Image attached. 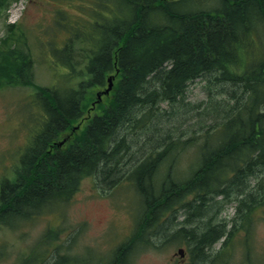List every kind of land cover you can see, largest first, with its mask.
Returning <instances> with one entry per match:
<instances>
[{"label": "trees", "instance_id": "trees-1", "mask_svg": "<svg viewBox=\"0 0 264 264\" xmlns=\"http://www.w3.org/2000/svg\"><path fill=\"white\" fill-rule=\"evenodd\" d=\"M4 1L0 0V7L5 6ZM103 1H107L110 15L103 19L96 13L88 27L77 23L54 56L67 67L58 85H35L33 62L22 32L8 33L0 40V88L33 87L38 96L35 105L43 112L41 128L31 137L13 177L0 182V226L15 229L68 204L86 177H97L106 188L128 182L138 196L134 228L107 264H128L134 252L158 248L162 237L181 240L182 234L169 235L165 227L175 225L172 218L178 211L181 225L186 227L190 210L195 215L189 217H194L197 231H202L196 239H185L193 264L205 249L201 237L211 245L221 240L224 245L247 226L233 224L227 229V222L220 220L222 228L211 227L203 220L212 208L208 200L220 197L216 201L222 208L224 198L236 195L234 209L241 224L255 209L264 212V193L256 199L248 193L251 189H243L249 188L246 180L251 175L260 177L255 170L264 164V114L251 109L264 102V45L259 58L244 68L226 69L227 63L241 57V51L250 53L251 34L263 38L264 0H218L214 13L204 11L189 17L172 12L186 0ZM132 22L137 23L134 30ZM91 27L92 33H86ZM116 71L112 99L101 113L85 119L91 100L88 91L104 86ZM212 71H219L234 91L246 89L250 104L242 107L229 96L235 103L224 113L227 122L212 123L205 131L199 123L183 126L180 133L185 135L177 140V152L160 149L165 138L158 135L147 140L150 148L145 150L137 148L139 141L124 134L135 127L130 119L141 102L149 101L150 96L169 98L187 81ZM80 121L84 125L79 134L72 133L71 141L57 147L59 139L72 135L69 132L76 130L73 124ZM189 149L196 160L190 162L183 178L177 172L178 160ZM128 154L129 167L124 161ZM140 154L145 157L133 162ZM224 248L219 258L221 252L227 253ZM51 258L52 262L45 258L40 264L79 262L67 254L52 252Z\"/></svg>", "mask_w": 264, "mask_h": 264}, {"label": "rangeland", "instance_id": "rangeland-1", "mask_svg": "<svg viewBox=\"0 0 264 264\" xmlns=\"http://www.w3.org/2000/svg\"><path fill=\"white\" fill-rule=\"evenodd\" d=\"M4 3L5 6L0 7V40L8 33L24 34L33 62L34 83L40 87L58 85L67 71V67L54 56L71 37V30L77 27L76 24L87 23L88 27L96 13L103 19L110 15L107 1L103 0H5ZM10 25L14 26L12 31L8 30ZM85 32L92 33V27ZM262 40V36H256L250 53L240 52L247 63L259 58ZM78 47L81 50V46ZM73 56L77 57V54ZM215 81L207 77L206 81L196 79L185 93L189 102L199 104L202 114L208 105V92L210 96L216 92L222 99L225 97ZM105 87L106 83L88 91L91 97L87 109L89 116L101 113L112 99L114 88L105 95L102 93ZM226 96L229 98V95ZM37 97L33 87L0 88V182L13 177L31 137L41 128L43 112L35 105ZM199 120V124L205 126L203 131L212 124L208 119ZM77 125L79 129L69 134H79L84 124H73ZM127 159H130L129 154L124 159L129 167ZM195 160L193 150L189 149V153L178 160L177 172H181L180 176L187 174L190 162ZM261 187L264 188V177L251 182L252 190L258 191ZM137 207L138 196L128 182L106 188L101 186L97 177H86L68 204L43 212L15 229L0 226V264H23L24 261L26 264H40V260L45 258L47 262H52V258L49 259L52 252L79 260L78 263L69 260L68 264H107L115 248L132 233ZM221 209L218 219L227 222V229L233 224L237 228L247 226L226 244L223 245L221 240L211 245L207 251L210 257L205 264H264L263 209H255L243 224L239 222L233 201L222 203ZM179 213L172 218L174 229L183 226ZM158 241V248L152 246L134 252L128 264H191V257L185 250V238L177 241L168 236ZM222 246L227 253L221 252L219 258ZM180 248L184 250V257L177 254ZM193 264L203 262L195 261Z\"/></svg>", "mask_w": 264, "mask_h": 264}, {"label": "bare ground", "instance_id": "bare-ground-1", "mask_svg": "<svg viewBox=\"0 0 264 264\" xmlns=\"http://www.w3.org/2000/svg\"><path fill=\"white\" fill-rule=\"evenodd\" d=\"M178 1V0H175ZM222 2L231 1V0H219ZM218 0H196V2L192 5L190 1L186 0L182 2L180 7L174 8L172 12H174L177 16H192L196 15V13L207 11L208 13H214L215 9L214 7L218 4ZM137 23L132 22L133 30L136 28ZM216 27H219L217 25ZM257 36L256 33L251 34L250 36V46H253L255 37ZM262 43L264 45V36ZM263 51V49H262ZM262 51H260V55L262 54ZM169 63L172 62L171 59L168 60ZM247 62L244 59V55L241 57H237L236 61L234 63H227L226 69L231 71L235 69H241L247 66ZM225 72V71H224ZM227 75V74H226ZM111 77L112 80H116L118 78V71H116L114 74H111L106 78V80ZM206 77L210 79H215L217 86L220 87L219 91L222 94V96L225 95V97L222 99L220 94L213 92V96H210V93L208 92V105L204 107L203 114L201 113V107L197 104H192L187 100V97L185 95L188 86L190 83L194 82L196 79H200L201 81H206ZM156 90L159 92L161 91V88L158 84ZM242 91H234L231 88V83L224 80L222 78V75L219 73V71H212L208 73H204L198 77H194L192 80L187 81L186 84H184L182 90L178 93L171 94V97H157V98H149V101L147 102H141L140 105L134 108L133 110V116L131 117V123L135 127H130L128 130L124 131V134L129 138H138L136 142L137 148L141 149H149L150 146L146 145V142L148 139L154 138L155 135H158V137L165 138L164 144H162L159 148L162 150H166V152L170 151L177 152V146L176 143L178 142V138L185 134H181L180 129L185 125H192V123H199L201 122L199 119H208L210 123L213 124H221L222 120L223 122H227V120L224 118V113L228 112L230 106L229 104L234 105V100H229L226 95L231 96L235 99L236 104H240L242 107L248 106L250 104L249 98L250 95L246 91V89H241ZM252 110H256L260 113L264 114V102L258 103L256 105H252ZM188 120V123L186 122ZM195 121V122H194ZM187 123V124H186ZM187 127V126H186ZM192 129H195V127H192ZM185 139V138H184ZM134 145V144H133ZM145 154H140L137 158H133V162H139L142 160L145 156ZM169 156V154H168ZM128 160V159H127ZM126 160V161H127ZM180 161V159H179ZM178 161V163H179ZM188 173V172H187ZM255 173H257L260 177H255L254 175H251L246 181V184L249 186L243 187V189H251L250 185L252 181H257L261 177H264V164L262 163L261 166L258 167V169L255 170ZM188 174L182 176L183 178L187 176ZM250 195L255 196L256 199H261L264 193V188L261 187L258 189V191H251L248 192ZM236 195L231 196L230 195L226 198H224V201H234L236 200ZM216 200H220V197H217ZM215 199L208 200L207 202L212 204V208H210L208 212V216L204 217L210 223L211 227L215 228H222L221 222L218 219V216L220 212L222 211L221 203L217 202ZM206 203V201L204 202ZM190 215H195V213H192L191 210L188 212ZM189 215V216H190ZM186 215L185 223L186 227L182 226L180 228H175L173 225H167L165 228L168 231L169 235L180 233L184 236L185 239L190 238H197V235L199 236L202 231L198 230V226L195 225V223L192 221V217H189ZM186 220L188 222H186ZM204 221V222H205ZM206 223V222H205ZM194 224V225H193ZM203 229V228H202ZM205 230V228H204ZM203 230V231H204ZM167 233V232H165ZM157 234V233H156ZM189 236V237H188ZM206 238H200L199 240L203 243H205V249L201 253V259H198V261L203 262L205 264L207 259H209L210 255L207 252L211 244L209 242H205L204 240Z\"/></svg>", "mask_w": 264, "mask_h": 264}, {"label": "water", "instance_id": "water-1", "mask_svg": "<svg viewBox=\"0 0 264 264\" xmlns=\"http://www.w3.org/2000/svg\"><path fill=\"white\" fill-rule=\"evenodd\" d=\"M111 88H112V78L109 77V78L107 79V88H106L102 93L105 94V95L108 94L109 91L111 90ZM97 98H98V99L100 98V95H99V94H97ZM178 253L182 256V252H181V250H179Z\"/></svg>", "mask_w": 264, "mask_h": 264}]
</instances>
